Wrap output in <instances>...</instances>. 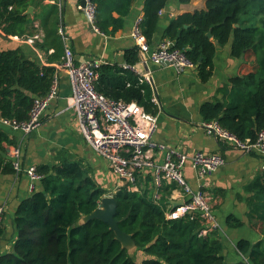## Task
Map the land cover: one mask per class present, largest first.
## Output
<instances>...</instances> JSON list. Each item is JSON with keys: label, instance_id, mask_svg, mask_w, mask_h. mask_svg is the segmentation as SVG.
I'll use <instances>...</instances> for the list:
<instances>
[{"label": "trees", "instance_id": "16d2710c", "mask_svg": "<svg viewBox=\"0 0 264 264\" xmlns=\"http://www.w3.org/2000/svg\"><path fill=\"white\" fill-rule=\"evenodd\" d=\"M32 1L0 0V27L5 34L22 35L29 31L32 19L39 18L43 38L36 45L46 55L47 64L26 56L20 47L0 50V117L27 119L34 98L49 91L55 64L63 56V38L58 32L61 9L57 4L42 5L30 16L25 11ZM92 1L94 25L99 32L113 35L123 27L135 0ZM166 1H143L140 26L150 44ZM164 37L184 51L201 81L212 74L216 45L230 41V54L242 58L243 70L231 78V87L218 89L222 101H204L199 110L204 121L216 119L240 139H255L264 128V0H205L203 9L172 17ZM124 58L127 64L137 62L138 48L126 49ZM97 70L98 92L134 101L147 112L158 111L152 86L138 74L110 61H103ZM5 144L15 142L0 126V174L15 173ZM35 167L40 187L19 201L12 220L16 230L13 249L0 254V264H136L107 222L81 220L99 206L106 193L87 167L67 157ZM174 187L175 183L162 184L158 198L153 197L152 186L139 183L136 190L121 184L112 193L119 228L132 235L144 255L140 264H264V166L244 185L247 222L259 236L254 241L239 238L235 247L240 258L231 263L223 254L219 229L198 234L202 220L197 212L166 216L167 197ZM226 224L237 228L244 221L229 214Z\"/></svg>", "mask_w": 264, "mask_h": 264}, {"label": "crops", "instance_id": "0c3cea01", "mask_svg": "<svg viewBox=\"0 0 264 264\" xmlns=\"http://www.w3.org/2000/svg\"><path fill=\"white\" fill-rule=\"evenodd\" d=\"M143 1L133 2L129 13L124 17L123 27L113 35L103 34L91 27L78 7L81 0H33L30 4L33 12L30 16L35 15L42 5L57 4L61 9L62 25L67 36L66 43L71 47L76 62L90 57H101L103 61L123 65L125 50L135 46L129 33L135 18L142 16ZM204 7L205 0H189L186 3L180 0H167L159 12L151 46H156L165 38L164 28L172 17ZM35 26L42 32L40 19L36 17L32 19L29 31L24 34L34 31ZM22 35L5 34L0 27V50L20 47L26 56L47 64L44 52L38 46L33 48L24 42L20 37ZM135 63L145 71V63L141 62L140 58ZM242 65V58L230 54V41L224 45H216L213 70L207 81L200 80L195 66L177 73L168 63L148 62L147 65L161 105L154 138L187 153L204 150L219 152L224 156V163L202 179H198L189 163L184 167V175L193 187H202L210 196L213 213L220 225L217 231L223 243V254L229 263L240 258L235 247V242L239 238L254 241L259 236L247 222L245 215L247 193L244 191V185L262 170L264 157L257 152H245L231 147L206 134L202 127L204 119L199 107L204 101L214 99L222 101L218 89L222 86L231 87V78L242 72ZM57 73L58 93L43 111L40 126L26 137L22 147V167L58 163L64 157L78 160L89 169V174L98 184L104 189H112V192L107 193L112 194L122 184L121 180L110 170L107 161L87 144L79 131L74 110L69 106L71 96L69 78L64 70H58ZM0 126L16 142L20 132L1 123ZM11 146L12 144H5L8 156ZM138 183L143 187L147 185L151 187V174L148 171L140 172L137 185ZM39 187L38 180L35 182V189ZM30 193L29 178L24 171L0 174V204L4 205L0 221V254L13 249L16 236L13 216L19 201ZM167 202V209H171L181 202V198L171 190ZM229 214L242 219L244 224L237 228L229 227L226 224V217Z\"/></svg>", "mask_w": 264, "mask_h": 264}, {"label": "built area", "instance_id": "2783aa9c", "mask_svg": "<svg viewBox=\"0 0 264 264\" xmlns=\"http://www.w3.org/2000/svg\"><path fill=\"white\" fill-rule=\"evenodd\" d=\"M91 27L98 31L94 25L95 4L92 0H81L78 6ZM142 16L133 21L129 36L138 48L141 62L148 65L171 64L177 73L195 66L188 59L182 49L173 46V40L163 38L152 47L144 36L140 23ZM58 32L63 38V56L61 62L56 64L49 91L40 97H35L30 108L28 118L17 120L15 118L0 117V123L20 132L15 144L11 146L10 158L15 173L24 171L29 178V189H35V182L40 174L34 165L22 167V147L26 137L41 124V115L48 107L51 99L58 93V70L67 73L71 85L69 106L74 110L79 131L87 144L102 156L108 163L110 170L121 180V183L130 190L138 188V174L148 171L152 177L153 197L158 198L159 187L164 183H175L172 189L177 193L182 203L167 209L168 218L183 216L187 213L197 212L202 220L198 234L205 235L210 231L220 229V225L212 210L210 196L202 187H193L184 175V167L189 163L198 179L212 174L224 163V156L219 152L196 150L192 153L180 151L154 138L158 128V111L161 109L158 97L153 94L152 100L158 105L156 113L147 112L134 101L125 102L121 99L107 97L95 88L98 76V67L103 62L101 57H90L76 62L71 47L66 43L62 21L58 25ZM42 32L35 26L34 31L23 34L21 39L33 48L42 40ZM142 55V57L140 56ZM150 83V70L144 71L136 64L122 65ZM151 85V83H150ZM154 92V90H153ZM206 134L216 137L231 147L245 152H257L264 157V128L257 132L255 139H240L236 134L224 127L216 119L202 122ZM110 195V194H109ZM4 205L0 204V221Z\"/></svg>", "mask_w": 264, "mask_h": 264}, {"label": "water", "instance_id": "95a60500", "mask_svg": "<svg viewBox=\"0 0 264 264\" xmlns=\"http://www.w3.org/2000/svg\"><path fill=\"white\" fill-rule=\"evenodd\" d=\"M32 12H33V7L28 6L25 13L32 14ZM206 35L208 37H211V32L208 31ZM214 42L217 43V41H214ZM140 56L142 57L141 54ZM144 66H145V70L148 71V66L146 64H144ZM150 83L154 90V94L156 95V89L154 87L153 80L151 77H150ZM181 203L182 201L179 204ZM115 213H116V200L112 194L110 195L108 194V195L102 196L99 202V206L95 210H93L91 213L84 215L81 220L87 221L89 219L99 218L107 222L109 224V227L114 231L115 237L120 241L121 245L126 247L128 249V252L132 254L131 249L137 250L134 240L132 239V235L122 231L119 228L118 222L114 217Z\"/></svg>", "mask_w": 264, "mask_h": 264}, {"label": "rangeland", "instance_id": "374dc122", "mask_svg": "<svg viewBox=\"0 0 264 264\" xmlns=\"http://www.w3.org/2000/svg\"><path fill=\"white\" fill-rule=\"evenodd\" d=\"M121 182V181H120ZM112 192V189H106L105 195H108L107 193ZM132 256L135 259L136 264H140V261L143 257V254L139 252L138 250H132L131 249Z\"/></svg>", "mask_w": 264, "mask_h": 264}]
</instances>
